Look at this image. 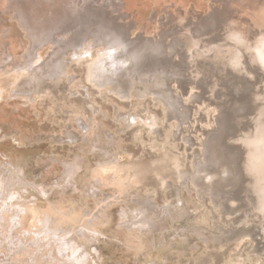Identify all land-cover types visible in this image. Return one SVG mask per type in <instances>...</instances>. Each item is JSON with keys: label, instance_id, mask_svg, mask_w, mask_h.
I'll return each mask as SVG.
<instances>
[{"label": "rangeland", "instance_id": "rangeland-1", "mask_svg": "<svg viewBox=\"0 0 264 264\" xmlns=\"http://www.w3.org/2000/svg\"><path fill=\"white\" fill-rule=\"evenodd\" d=\"M130 1L127 0L129 4L133 3L132 8L129 5L130 8L137 10L135 18L139 22L132 28V36L141 38V43L132 44V54L141 58L146 53L151 54L155 58L154 68L143 63L140 71L128 72L127 68L137 58H125L127 53L123 52L122 60L113 64L117 66L120 63L122 67L116 69L104 63L106 75L101 78L94 76L91 68L99 60L101 64L104 57L95 62L91 60L89 52L85 54L83 48L73 50L68 47L55 54V47L37 42L30 30L34 24V13L37 21H40V10H31L26 5L27 10L23 11L27 20H31L30 25L13 14V9L8 8V0H0V211L15 203V210H21L18 213L24 218V224L28 225L31 214L25 210L26 205L35 207L46 216L50 215L54 223L64 220L57 208L60 211L73 210L72 220L66 219L68 225L62 224L66 232H77L80 227L83 228L85 220L81 219L82 210L86 212L85 218L91 214H102V218H88L92 219L88 220V226L95 230L93 236L74 235L72 240L82 246L79 250L72 248L69 254L74 258L81 250L88 254L81 256L83 264H264V238L259 232V223L237 221L245 211L241 199L226 195L221 200L223 203L217 205L216 193L212 192L210 184L214 177L199 172L203 185L197 184L189 175L182 177L195 173L192 165H195L194 160L200 161L202 154V159L212 156L214 146L210 148L212 142L208 143V135L220 129L214 123L216 116L220 115L225 124L229 109L233 114L245 115L251 107L252 100H249L255 87V93L262 95L264 92V87L260 88L263 75L258 72L261 68L256 57L249 62L256 70L247 75L243 66L233 67L229 64L231 54L228 48L222 47L220 50L228 53L220 54L218 51H205L204 48L208 46L194 47L189 41L191 36L209 39L207 33L213 27L203 26L202 20L195 16L192 17L195 23L190 24L188 16L201 14L209 24L207 16L213 14V6L218 11L212 20L219 26L221 21L229 20V9L225 2L233 1ZM181 4L186 11L185 18L173 20ZM170 20L167 26H162ZM21 21L26 23L25 28ZM181 24L187 26L186 31L179 27ZM119 25L128 27L124 22ZM34 27L37 28L35 24ZM145 28L148 31L145 32ZM104 30L106 34L107 30ZM131 32L125 31L127 39H131ZM94 33L92 39L96 40L97 32ZM116 34L119 36L118 32ZM107 35L110 36L109 33ZM236 35L229 34L227 37L238 42ZM104 36L106 42L108 36ZM237 37L241 41V37ZM90 39H84V44H89ZM72 42L76 45L78 38ZM105 44L88 46L92 56L96 57L103 51H108L109 55L115 54L112 48L110 50L113 52L106 49L112 44L107 43L108 47ZM147 48L148 52H144ZM128 49L126 47V51ZM232 50L230 52L235 54ZM74 51L83 53L76 59ZM247 51L254 56L256 54L255 51ZM165 55L170 62L164 59ZM28 56L37 57L36 64L30 63L28 66L26 62L31 61ZM19 64H25L28 68L41 65L43 75H50L60 65L58 76L65 77V80L53 87L43 80L41 83L34 76L27 80L30 84L24 85V90L29 92L18 94L15 83L18 81L16 71ZM124 71L127 73L123 75ZM108 78L113 80L107 81ZM181 80L189 82L186 85L190 86L184 87ZM105 81L110 83L101 84ZM190 81H194L197 87L193 88ZM246 82L248 84L245 85ZM228 83L231 84L228 86ZM124 86L127 87L125 91ZM245 86L250 90H247L249 94L245 92ZM34 87L37 89L35 94L30 92ZM222 87L226 95L220 92ZM212 89L219 97L218 110L214 105L202 102L205 98L209 100L210 96L214 98ZM173 96L176 102H173L172 108L167 107L165 100H171ZM206 147L207 155L204 153ZM110 159L116 172L110 176L101 174L99 163ZM214 161L207 163L203 160L202 164L210 166ZM72 167H75L73 173L69 172ZM224 174L223 177H226L227 173ZM102 175L106 176L103 178ZM66 176L70 177V182H67ZM206 184L209 185L204 186ZM147 203L160 210L168 206L167 210L170 211V206L175 210L171 208L173 210L162 220L155 218L150 227L144 225L142 228L138 224L139 231L128 230L124 226L128 222L121 223L123 211L127 210L132 220L136 221V208ZM156 221L164 226L155 229L159 226ZM237 228L241 231L235 232ZM75 264H78L77 260Z\"/></svg>", "mask_w": 264, "mask_h": 264}, {"label": "bare ground", "instance_id": "bare-ground-1", "mask_svg": "<svg viewBox=\"0 0 264 264\" xmlns=\"http://www.w3.org/2000/svg\"><path fill=\"white\" fill-rule=\"evenodd\" d=\"M232 1L233 2L227 1L228 3L224 1L226 3V8L229 9L228 10L229 20L228 21L225 20L224 22H227L228 24L221 21L222 23L219 24V26L215 25L216 22L212 19H213V16L215 17L217 16L218 9L213 6H212L213 14H211L210 16L209 15L207 16L208 18L207 21L208 20L210 21L208 22L209 24H207L204 17L200 16L201 14L199 15V14L194 13L190 15L191 13H193V10L191 11V13L189 12L190 16L188 17L190 18H189L188 23L194 24L195 21L192 17L195 16V17H199L202 20L201 24L203 26L210 25L213 27V29H211L209 33H207L210 36L209 39L201 40V39H198L199 37L195 38L191 36L190 37L191 40L189 41H191L194 47L208 46V48L206 49L204 48L205 51H209V52L218 51V53L220 54L221 52L222 53L229 52L231 54L229 55L231 58H228L230 60V61L228 60L229 64L230 65L232 64L231 66L233 67H238V65L243 66L244 69L246 70L247 75L252 74V72L256 70L249 65V62L252 61L254 57H256L259 64L257 63L256 60H254L253 62L257 63L259 65L258 67L261 68L259 69L260 71L258 72L259 74L263 75V79L261 80L262 84L260 85V88H262L264 87V71L262 70L264 69V5H263L264 0H232ZM129 3L127 2V0H29V2H25L23 0H8V8L13 9V12H14L13 14L17 15V18L19 20L23 18L27 22L31 20H27V17L25 16L26 13H24L23 11L24 9L27 10L26 5H28L29 9L31 10H37V11L40 10L41 11L39 12L40 21H37V18L34 17L35 13H34V16L32 17V18H35L34 24L37 28L34 27V24H32L33 27H31L30 26L31 22H29L30 23L29 27H31L30 30L33 36L35 37V39L37 40V42H40L41 44L49 43L51 44V47H55L56 48L54 50L55 54L63 50L65 47H68V48H73V50L83 48L85 50V54L89 52L91 60H94L95 62H98L100 57H104L103 59H101L102 60L101 64L99 63L100 62L99 60V62L94 64L91 68V71L94 76L101 77L105 74V69H104L103 64L107 63L110 67H113L114 62H116L117 60L119 61L122 60L121 57L123 55V52L127 53L125 58H132V57L134 59L137 58L134 62H131V64L127 68L128 72H136V70L140 71V66L143 63H147V65H150L151 67L154 68L155 58L151 57V54L146 53L145 55L142 56L143 58H141L140 55L138 56V55L132 54L133 52L132 44L135 42L141 43L140 42L141 38L139 37L135 38V36L134 37L132 36L133 34L131 30L132 28H134V26H137L139 22L137 21V18H135L137 14V13L135 14V11L137 10L135 11L132 10L131 5L133 3L132 4H129ZM254 3H257L258 5H254ZM129 5L131 6V8ZM233 7H235L234 10L232 9ZM192 9L195 10V8H192ZM223 11L225 12L226 10L224 9ZM194 12H197V10H195ZM177 13L178 15L174 16L173 20H181V18L183 20L185 18L186 11H185L184 6H182V4L179 8V11H177ZM41 14L43 15V17H41L42 16ZM124 20H127V21H124ZM171 21L172 20L165 21L162 24V26L164 25L167 26L166 23L171 22ZM123 22L124 24H128V27H125L124 25H119L120 23L122 24ZM20 24H22L24 28L26 27V23L24 21H21ZM183 25L184 24H181L179 25V27H182L186 31L187 26L186 25L183 26ZM163 28H166V27H163ZM104 29H106L107 30L106 32L109 33L110 36L112 35V37L108 36L107 33L105 34ZM146 30L147 28H145V32ZM217 30L219 32H217ZM125 31L131 32V34L128 33L129 36H131V39H127ZM160 31H161V28H160ZM94 32H97L96 40L92 39V36H94L95 34ZM117 32L119 36L116 34ZM145 32H144V35H146ZM229 34H233V35L237 34L238 36L241 37V41H239V38L237 37V35H236V39L238 42L234 40H229L227 37V35ZM104 35H106V37L108 36V38L106 39V42H105V39H103L105 37ZM88 37L91 38L89 41V44H84L85 43L84 39ZM76 38H78V43L74 45V42L72 41ZM102 40H103V43H102ZM99 43H101L102 45L104 43L106 44L111 43L112 44L111 47L106 48V49L110 50L112 48L115 54H112L111 52L113 51L110 50L111 51L110 54L112 55H109L108 51L104 52L103 49L101 48L103 53H101L100 55H97L96 57L92 56L93 54L90 53L91 50H89V48ZM126 47H128L130 50L128 49V51H126ZM222 47L228 48L227 49L228 52H224L223 50H220L222 49ZM148 48L144 52H148ZM232 48H233L232 51H235L234 52L235 54H232L230 52V49ZM247 49L255 51L256 53L255 56L252 52L247 51ZM82 53L83 51L79 54H77L74 51L75 58L78 59L80 54L82 55ZM199 54L201 53L199 52ZM243 57H245V59L242 61ZM29 59H31V61L26 62L28 66L30 65V63L36 64V60H38L37 57L34 58L33 56L32 58L29 57ZM164 59L170 62L166 55ZM183 60H185V58H183ZM24 65L25 64H19V66H17V68L21 69V70L18 69L16 71L18 81L17 83H15L17 87L15 91L18 94L22 92H23L22 94H26L29 92V91L26 92L24 90V85L30 84V82L27 80L34 78V76L40 79L41 83L43 80L46 83L48 82L49 84H52L53 87L56 86L57 82L60 81V83H62L63 80H65V77L58 76L61 72L60 65H59V68H57V70L51 71L52 73H50V75H43L41 73L42 72L41 65H39L38 67L31 66L29 68L27 67V65L26 66ZM120 67H122L120 63H118L117 66L116 65L114 66V68L116 69H119ZM109 71H112V70H109ZM127 71L122 72V74L124 75L125 73H127ZM182 72H183L182 70L181 72H179L180 75L182 74ZM67 73H69V71H67ZM166 73L167 71H165V74ZM65 75L67 74L65 73ZM109 79L113 80V78H108V80L107 79L106 80L109 81ZM107 81H105L104 83L101 82V84L110 83ZM120 81H121V78H120ZM190 82L193 88L197 87V85H194L195 83L193 84L194 81H190ZM182 83L184 84L183 85L184 87L186 86V88L187 86H190V85H186V83L189 84V82H185L184 80L182 81ZM230 84L228 83V86ZM246 84L248 83L246 82L245 85ZM221 85H222V82H221ZM252 87L253 86H251V88ZM35 88L36 87L30 90V92L35 94L37 90V89L35 90ZM125 89H127V87L124 88V91ZM188 89H191V88H188ZM244 89H246L245 92L249 94L250 90H248L246 86ZM212 91L214 92V89H212ZM254 91L256 92V87ZM254 91L251 96L252 98L250 97V100H249V101L251 100L252 101L250 103L251 105L250 109L246 110L247 114L242 115L244 114L242 113L240 115H236V114H233L234 112L232 113L231 109H229L228 111L229 115L227 113L228 119L225 120L226 121L225 124H224V121L221 120L220 115L216 116L214 123L218 124L220 126V129L217 131L213 130L215 132H213L211 136L208 135V140H209L208 143H210V141L212 142V144H210V148L212 145L214 146V147L212 146L214 148V149L212 148L213 149L212 156L211 157L210 155L206 156L207 155L206 152H208V147H206V150L204 152L206 154L205 155L206 158L202 159L203 157V154H202L201 155L202 157L201 156L199 157L200 163L198 162L197 159L194 160L195 165H192V166L194 169H196L195 173L191 172L185 176L182 175V177H187L189 175L188 177L194 180L199 185L202 184V181L200 178L201 176L200 177L198 176L199 172L200 173L203 172L207 174L210 178L214 177V179L210 181L211 182L210 184L212 185L211 187H213L212 192L214 191L216 193L215 201L217 200L216 202H218V204L217 203L216 204L219 205L223 201L222 199L226 195L232 196L233 199H237V200L241 199V202L243 203V207L245 208V211L240 217H238L237 221L238 222H241V221L245 222L247 220L256 221L257 223H259V227H260L259 232L263 235L262 237L264 238V92H262V95H259L258 93H255ZM220 92L223 93V95H226L225 89L223 87L220 89ZM248 94H245V96ZM1 96L2 95H1V90H0V97ZM213 96L215 99L212 96H210L209 100L205 98V99H202V102H206V104L207 103L212 104L218 110L220 107L218 103L219 97L218 95L215 94V92ZM173 97H171L172 98L171 100H165L167 102L166 103L167 107L168 106L171 108L173 107V104H174L173 102H176L175 97L174 99ZM197 107L198 106L196 105V108ZM202 107L205 108L204 106ZM247 111L248 112L251 111V113L248 114ZM237 112L239 113V111ZM219 113H221V111ZM203 115H207V113ZM193 120L195 119L193 118ZM210 123L209 125L212 124ZM154 124H155V121H154ZM150 125H153V123H151ZM205 145H207V142H205ZM191 158H193V156ZM203 160L204 162H207V163L209 161L213 162L215 160L214 161L215 163L211 164L210 166H207V165L202 164L204 163ZM216 160L219 162L216 163L217 162ZM112 161L113 160L110 159L104 163H99V169H100L101 174L107 173L108 175L109 174L111 175L116 172V170H114L116 167L112 163ZM74 168L75 167H72L71 171L69 172L73 173ZM221 170L224 173L225 172L227 173L226 177H223L225 176V174L222 172L223 173L222 175ZM94 171L97 172L96 170ZM102 176H100L101 179H103L106 175H104L103 178ZM65 178L67 179V182H70L71 179H69L70 178L69 176L68 177L66 176ZM189 178H185V179H189ZM184 182L182 181V183ZM207 185L209 184H206L204 186H207ZM219 188L220 190H218ZM225 188H227L228 190H225ZM205 189H207V187H205ZM14 204L15 203H11L10 207L2 209L0 211V264H75L76 260L78 261V264H83L81 263V260H83L81 256L83 255L85 256L88 254L85 250H81L79 254H76L75 258L73 255L69 254L72 248L79 250L80 246H82L80 244H77L76 240L75 241H72V240L74 238V235L75 236L80 235V236L87 237L88 235L92 234L93 236V233L95 230H92L90 228L91 226H88V224L93 218L94 219L96 217L102 218L103 216L102 214L99 213L96 216L95 214L93 215L91 214L89 217H92V219H88L89 217L88 218L84 217V214L86 212L82 210L81 219L85 220V224L84 225L82 224L83 225L82 227L84 229L80 227V229L77 232L76 230L75 231L68 230L66 232L65 231L66 228L62 224L63 223L66 224V221L72 220L71 211L73 210L60 211L57 208L59 213H61V215L63 216L64 220H62V222L59 220L60 221L59 222L57 219L58 223L57 222L54 223L52 221L53 219H50V215L46 216L47 214L46 215L42 214L41 212L36 210L35 207L26 205L25 210L31 214V220L28 223V225H25L24 218L21 217L18 213L21 210L20 209L15 210ZM1 205L2 204H1V199H0V208H2ZM145 205L146 206H141L139 208H136V214L134 216L136 218L135 219L136 221L132 220V215H130L127 210L123 211L124 214L121 215V223L124 224V222L126 223L128 222V224L125 223L126 225H124V226H127L128 230L139 231L140 227L138 226V224L140 226H143L142 228H144V225L145 226L148 225L150 227L152 224H154V221L156 220L155 218L160 220L161 218L168 216L170 211L174 209L173 207L170 206V211H169L167 210L169 208L168 206L166 207L167 209L165 208V209L160 210L156 208L155 206L153 207L152 205L148 203ZM246 206L248 207L246 208ZM171 208L173 209L171 210ZM22 210H23V207H22ZM17 216L18 218L16 220L15 217ZM156 222L159 226H156L155 229H157L158 227L160 228L164 226L162 222H158V221ZM161 223L163 225H161ZM9 228H11V230H9ZM231 230L234 231L233 228ZM238 230L241 231L240 229L237 228L235 232H237ZM70 233L72 234L71 237H69ZM262 246L264 247V244Z\"/></svg>", "mask_w": 264, "mask_h": 264}]
</instances>
